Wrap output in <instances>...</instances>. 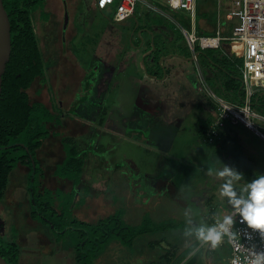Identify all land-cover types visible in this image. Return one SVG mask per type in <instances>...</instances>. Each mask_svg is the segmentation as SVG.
I'll list each match as a JSON object with an SVG mask.
<instances>
[{
    "label": "rangeland",
    "instance_id": "obj_1",
    "mask_svg": "<svg viewBox=\"0 0 264 264\" xmlns=\"http://www.w3.org/2000/svg\"><path fill=\"white\" fill-rule=\"evenodd\" d=\"M66 2L70 24L65 42L62 35L64 0H47L45 11L49 13L48 21L39 14L35 16L48 73L46 82L41 81L33 86L31 99L48 100L49 94L41 96L38 90L39 87L48 88L49 84L52 87L50 95L53 101L57 100V90L64 91L58 99L71 97L81 81V69L76 64L75 56L82 63L83 69L86 68L88 76L84 80H88L89 84V94L86 95L88 100H85L83 88L79 89L78 93H82L80 106L73 108L72 113L84 116L85 119L88 116L91 118L92 132L84 138V135H79L82 137H79L78 152L86 161L84 176L87 186L92 190V196H88V202L76 209L75 216L90 222L122 209L127 222L136 225V229L145 222L152 229L148 233L139 234L131 244L109 241L94 264H160L159 255L167 251L168 247L187 249L190 242L196 239L194 235H185L190 228L211 226L215 218L222 220L231 211L228 198L220 193L224 180L215 175H207V169L215 171L227 165L243 176L254 173V179L264 175V138L241 122L228 123L223 130L222 139L217 142L203 141L200 126L208 117L215 116L216 112L213 93L235 104H240L241 101L235 93H229L222 86L220 78L215 80L210 76L212 68L202 65L198 60L167 57L162 65V78L155 80L154 77H149L146 81L149 84L157 83L158 88L165 91L180 79L175 86L176 93L168 95L171 107H181L178 109L180 118L172 117L170 108L153 110L135 106L138 101L137 93L142 92L141 84L122 82L115 86L109 82L107 87L110 89L99 92L106 84L103 75H111V65L121 63L126 70L129 69L128 64L136 63L145 68L143 60L149 47L147 44L142 45L137 34H131L135 26L132 17L123 22H113L117 3L105 11L101 10L109 20L96 7L95 0ZM221 3L224 5V0ZM219 5L220 0H198V22L207 27L208 34L212 32L218 36H230L233 25L227 27L221 22ZM135 11L141 26L149 25L154 28L156 23H162L160 30L163 34L155 28L156 42L162 51V57L174 51L190 57L192 52L187 46L182 27L175 18L162 17L144 3H138ZM179 12L187 14L186 10ZM207 51L213 54L219 52V49ZM232 58L238 66H243L242 58L236 53ZM152 61L153 57L146 59L149 66ZM180 68L182 75L178 74ZM129 71L133 75L132 69ZM189 85L191 92L185 90ZM144 91L142 94L145 99L148 102L154 101ZM256 93L264 96V89L256 88ZM64 104L67 105L66 102ZM143 108L149 111L144 112ZM55 109L59 110L56 105ZM112 115H115L116 120L120 117L122 124L114 122ZM167 118L176 122L171 121L172 124H168L171 127H165L168 131L165 132L161 128L164 127L163 122L166 124L164 119ZM256 123L261 124L262 121L257 119ZM50 128L57 130L58 124H50ZM68 141L71 142V138L68 137ZM48 170L47 167L48 179L57 180L58 177L55 178L52 171L49 173ZM145 174L159 179L156 189L150 185L145 186ZM27 175L28 168L21 165L10 175L4 200L0 205L1 218L6 222V237L11 238L10 240L17 238L20 242L22 264H78L73 255L70 233L57 237L49 225L30 218ZM245 182L248 181L244 177L243 181L234 185V189L240 190ZM189 220L192 221L191 225ZM38 233H41L39 238ZM54 245L61 248H50ZM225 245L227 247L226 243ZM199 246L203 247L193 250L180 264H209L203 250H208L210 255L211 247L201 242ZM218 252L221 253L222 249ZM209 259L211 260L210 256ZM220 262H223V258L218 264Z\"/></svg>",
    "mask_w": 264,
    "mask_h": 264
},
{
    "label": "trees",
    "instance_id": "obj_2",
    "mask_svg": "<svg viewBox=\"0 0 264 264\" xmlns=\"http://www.w3.org/2000/svg\"><path fill=\"white\" fill-rule=\"evenodd\" d=\"M119 1H115L117 6ZM151 1L164 12L157 13L158 15L173 17L180 26L191 28V18L188 13L182 14L179 12L180 10H173L158 0ZM46 3L47 0H4L12 27V52L3 75V89L0 95V203L5 197L10 175L18 164L29 167L28 190L31 217L49 225L57 237L58 235L59 237L60 235L67 236L70 233L76 262L78 264H94L100 257L102 248L109 241L117 240L122 244H131L139 234L148 233L152 229L147 226L146 222L142 224V227L136 229V225L127 222L125 211L122 209L101 217L96 222L85 221L75 216L74 209L83 205L88 196H92V190L84 181L86 161L79 154L78 146L72 141L65 142L66 158L58 165L56 174L73 180V189L64 191L42 188L41 178L44 173L37 157V150L51 135L49 125L51 123L58 124L61 121L59 110H56L55 106L50 108L43 102H31L27 91L37 77H44L46 74L44 53L35 25L37 14L42 19H49V13L45 11ZM197 16H199L198 5ZM137 18L139 26H141L138 15ZM220 20L225 22L223 16L220 17ZM196 29L201 36H218L212 32L208 34L207 27L198 22V17ZM154 35V42L151 39L147 42L151 53L145 55V63L148 57H153V61L150 66L145 64V70L148 74H153L160 79L163 76V71L159 60L163 54L156 42L157 32L154 31ZM153 45L156 47L155 49H152ZM207 49H219V52L210 54ZM223 49V46L202 49L196 45L195 53L199 52L198 62L213 69L210 76L215 80L220 78L223 81L222 86L229 93H235L242 103L245 95L243 66H238L232 58L233 54L226 53ZM242 60L243 58L241 63ZM251 103L256 112L264 115V96L255 92ZM261 121L260 130L264 133V121ZM211 122L212 120L210 121L208 118L201 125L202 137L205 136ZM244 177L248 182H251L255 175L251 173ZM237 193L239 194L240 190H237ZM199 244L200 242L194 239L187 249L181 250L176 246H170L167 251L159 255V263L180 264ZM0 255L10 264H20L22 256L20 244L7 238L1 230Z\"/></svg>",
    "mask_w": 264,
    "mask_h": 264
},
{
    "label": "built area",
    "instance_id": "obj_3",
    "mask_svg": "<svg viewBox=\"0 0 264 264\" xmlns=\"http://www.w3.org/2000/svg\"><path fill=\"white\" fill-rule=\"evenodd\" d=\"M116 0H95L97 8L110 7ZM173 10H186L191 18V28L182 27L190 50L195 54L196 45L202 49L218 48L223 42H231L233 52L244 60L242 68L244 100L235 104L213 93L216 113L209 124L203 141L217 142L223 137V130L228 123H245L254 130L261 132L264 115L252 108V96L256 88L264 89V0H220L219 9L225 19V26L233 25L230 36H201L197 33V0H158ZM138 3H144L151 10L164 13L155 3L148 0H120L114 13V21L123 22L135 15ZM133 14V15H132ZM130 15V16H129ZM128 16V17H127ZM126 17V18H125ZM125 18V19H123ZM123 19V20H122ZM121 20V21H120ZM228 215H233V208ZM234 223L230 234L222 237L230 253L228 264H252L253 259L264 253V234L251 229L242 222L239 215H233ZM217 219L211 224L214 225Z\"/></svg>",
    "mask_w": 264,
    "mask_h": 264
},
{
    "label": "crops",
    "instance_id": "obj_4",
    "mask_svg": "<svg viewBox=\"0 0 264 264\" xmlns=\"http://www.w3.org/2000/svg\"><path fill=\"white\" fill-rule=\"evenodd\" d=\"M48 2H49V0H48ZM197 5H198V3H197ZM64 14H65V6H64ZM221 22L224 24L223 21H221ZM69 24H70V22H69ZM68 27H69V25H68ZM66 34H67V32H66ZM62 35H63V32H62ZM222 46L224 48L223 50L226 53L234 54V52H233V48L234 47H233L231 42H223ZM44 59H45V57H44ZM143 63H144V66H145V59L143 60ZM128 66H129V69L124 70L123 69V65L121 63H117V64L111 65V68H110L111 75H110V77H108V74H104L103 75L104 83H106L104 85V87H103V91H107V90L110 89L109 86L107 87V83H109V82L110 83L112 82L115 86L120 85L122 82L131 83L132 85L141 84L142 85V92H140V93L138 92L137 93L138 96H137L136 99H138V101H137L135 106H144L146 108H150V109H153V110H155V109L156 110H158V109L161 110V109H163L165 107L166 108H170V111L172 112L171 116L172 117L177 116V118H180L179 116H181V115H178V113H179L178 109H181V107H179V108H175L177 106L171 107L169 105V100H168L170 98L168 95H171V93L173 94V92L176 93V91H175L176 87L175 86L177 85V83H175L174 86H172V87L166 88L165 91H164V90L158 88L157 83L155 84V83L152 82V83L149 84L148 82H146L149 79V77H151V78L154 77L153 79H155V80H158L159 78H157V76H155L153 74H148L146 72L145 68H142L141 64L138 65L136 63H131L130 65L128 64ZM128 66H127V68H128ZM130 69H132L131 72L133 73V75L129 74L130 73V71H129ZM47 73H48V71L46 70L45 76L44 77H37L36 80L31 85V87L28 88L27 91H28V93L30 95V100H31V102H43V103L46 104V106H48L50 108H52V107H54L56 105L57 107H59V110H60V106H63V111L65 112V116L63 117L62 123L61 124L58 123V129L57 130L51 129V135L44 140L42 146L38 149L39 151L37 150V157L40 160L41 166L43 168V173H44L43 174V178H42V181H43L42 188L43 189L44 188H50V189H53V190L61 189V190H64V191H70L74 187L73 180H71V179H69L67 177H61V176L57 175L56 174V170H57L58 165H60L66 158L65 142L68 141V137L71 138L72 143L76 144L79 147L80 146L79 137H82L84 135L82 137V138H84L85 135H87V132L89 131V129L91 127V125H90L91 123L88 122V120H86L85 118L80 117V116L78 117L79 119L77 118L76 120L73 121L72 118H71L72 114H71V112L69 110L72 107L71 106L72 105V101H73L72 96L71 97L70 96H66L64 98L62 97V98L58 99L60 94H62L64 91H62V92L60 91L59 92L57 90V97H56V94H55V97L57 98V100L55 101V99H54V101H53L52 97L50 95V92H51L50 89L52 88L50 86L51 84L48 85V88H47V86H45V89H41V87H39V90H38V92H39L38 94L41 95V96H45L46 97V95L49 94L48 100L42 99V98H38V99H34V100L31 99L32 98L31 90L33 89V86H35L37 83H39L41 81H45L46 82L47 81ZM178 74L182 75L180 72H178ZM84 77H85V75L81 76V81H80V84H79L80 87H82V84H83L82 80L84 79ZM179 81H180V79H179ZM78 86L76 85V87H78ZM154 87H156V88H154ZM143 90H145L144 92H146L148 95L150 94L151 97L154 99V101H151V102L149 101L148 102L145 99L144 94H142ZM185 90L191 92L192 91L191 90V85H190V87L185 88ZM161 93L165 94L166 96L162 95ZM64 102H66L67 105H65ZM114 108H116V107H114ZM146 108H143V109L147 110ZM209 108H212V107H209ZM118 110L120 111V109H118ZM214 110L216 111V105H215V109ZM112 116L114 117V122L115 121H119L122 124V121H121L120 117H119V120H116L115 115H112ZM113 117H110V118H113ZM214 117L215 116L212 115V116H210L208 118L211 121ZM80 118L82 120H80ZM164 120L166 121V124H165V122H163L164 127L161 128V130H164L165 132H168L167 130H165V127H171L170 126L172 124L171 121H173V120H172V118L171 119L167 118V119H164ZM173 122H176V121H173ZM51 124L56 125L55 123H51ZM168 124H170V125H168ZM200 129H201V126H200ZM105 131H106V133L108 132L107 130H105ZM79 135H82V136H79ZM41 150H44V151L41 152ZM18 165H21L23 167H27V166L22 165V164H18ZM47 167L49 168V170H48L49 173H50V171H52V173L54 174L55 178L58 177L57 180L51 181L50 179H48V177H47V174H48L47 173ZM27 168H28V175L27 176H29L30 169H29V167H27ZM139 171H140V169H139ZM143 180H148V181L150 180L151 181L150 183L152 184V186L156 187L157 186V181L159 179L158 178L156 179L153 176H149L148 174H145ZM47 181H48V184H46ZM84 181L87 182L85 180V176H84ZM59 184H60V186H58ZM29 198H30V196H29ZM3 200H2V202H3ZM137 200L138 199H136L135 201L137 202ZM87 202L88 201L86 200L85 203H87ZM1 203H0V205H1ZM80 207H76L74 209V214H76V209L80 208ZM29 216H30V218L32 220H34L31 217V209L29 211ZM80 219H82V218H80ZM82 220H85V219H82ZM97 220L90 221V222H96ZM34 221H37V220H34ZM19 229H21V228H19ZM40 234L41 233H38V235H37L38 238H39ZM14 239H15L16 242H18L20 244V242L18 241L17 238H14ZM14 239H12V240H14ZM50 242H51V240H50ZM51 247H53L52 249H54L56 247L61 248L59 245L50 246V248ZM201 247H203V246H199L198 245L194 250H200ZM50 248H48V249L50 250ZM220 249H222L221 253L218 252V250L220 251ZM58 251L60 252V249H58ZM203 251H204L205 255L207 256L206 259H207L209 264H218V262L222 258H223V262H220L219 264H228V256H229L230 250H229L228 246L226 247L225 243H220L215 249L211 248V251H209L210 255L208 254V250L206 251V249H204ZM208 256H210V258H211V260L209 259L210 261L208 260ZM22 263H23V253H22V256H21V260H20V264H22ZM27 264H29V263H27Z\"/></svg>",
    "mask_w": 264,
    "mask_h": 264
},
{
    "label": "clouds",
    "instance_id": "obj_5",
    "mask_svg": "<svg viewBox=\"0 0 264 264\" xmlns=\"http://www.w3.org/2000/svg\"><path fill=\"white\" fill-rule=\"evenodd\" d=\"M207 175H215L224 180L220 193L228 198L233 208V215H239L241 221L251 229L264 234V175H259L251 182H245L239 194L234 189V185L243 181L244 176L235 168L227 165L215 171L208 168ZM233 215H225L222 220L217 219L212 226H193L185 232V235H194L199 242L215 249L221 243L222 237L230 234L234 223ZM188 223L191 225L192 221L189 220ZM252 264H264V253L258 254Z\"/></svg>",
    "mask_w": 264,
    "mask_h": 264
},
{
    "label": "water",
    "instance_id": "obj_6",
    "mask_svg": "<svg viewBox=\"0 0 264 264\" xmlns=\"http://www.w3.org/2000/svg\"><path fill=\"white\" fill-rule=\"evenodd\" d=\"M97 3H98V0H97ZM64 6H65V14H64V22H63V41L65 42L66 32H67V28H68V25H69V22H70V12H69L68 4H67L66 0H64ZM98 7L100 9L99 4H98ZM100 11H101V9H100ZM125 18H123V19H125ZM132 18L136 21V25H135V29H136L138 27V25H139L138 18H137L136 15H133ZM113 22H118V21H113ZM11 28H12L11 27V22H10V18H9L8 12H7V10L5 8V5H4V0H0V95H1L2 89H3V75H4L5 71H6L7 63L10 60L11 52H12V35H11V30L12 29ZM134 30L132 31L131 34L134 33ZM141 31L142 30H139V33H141ZM130 38H131V36H130ZM152 42H154V35L152 36ZM154 47L155 46L153 45V49H154ZM198 55H199V52H196L195 57L197 58ZM172 56L177 57L178 55L177 54H170L168 56L161 57L160 60H159L160 65L161 66L163 65V61L167 57L170 58ZM195 57L193 59H195ZM193 59H191V60H193ZM256 131L264 138V133H262V132H260L258 130H256ZM0 230L2 231L3 234L5 233L4 225H3V223L1 221H0ZM0 264H10V263L2 255H0Z\"/></svg>",
    "mask_w": 264,
    "mask_h": 264
},
{
    "label": "flooded vegetation",
    "instance_id": "obj_7",
    "mask_svg": "<svg viewBox=\"0 0 264 264\" xmlns=\"http://www.w3.org/2000/svg\"><path fill=\"white\" fill-rule=\"evenodd\" d=\"M162 24V23H161ZM161 24H155L154 25V28L152 27V26H149V25H146V26H139L138 25V27L135 29V27L133 28V30H134V33L133 34H137V36H138V38H139V41L142 43V45H144V44H147V42H148V40L149 39H151V41H152V36L154 35V31L157 29L160 33H162L163 34V31H161L160 30V27H162L161 26ZM136 25V24H135ZM156 28V29H155ZM165 29H167L168 31H169V29L168 28H166L165 27ZM139 30H142L141 31V33H139ZM167 30H165L166 32H167ZM156 32V31H155ZM170 32V31H169ZM169 34V33H168ZM155 36V35H154ZM170 38V37H169ZM172 40V39H171ZM220 47H222V44H221V46ZM149 53H151V50H147L146 51V54H149ZM172 54H177L178 56L177 57H181V58H183V59H188V60H191V59H193L194 57H195V55H196V53L194 54H190V57H185V56H183L182 55V52H178V51H174V52H171ZM167 55V54H166ZM75 56V55H74ZM195 60H198V57L196 58L195 57V59H193V61H195ZM75 61H76V64H78V66L80 67V69H81V76H83V75H85V77H84V79L86 78L87 79V76H88V73H87V71H86V68H84L83 69V67L81 66L82 65V63H80L79 61H78V58L75 56ZM175 68V67H174ZM181 69L182 68H180V70L178 69V72H180L181 71ZM77 71H78V69H77ZM175 71H176V69H175ZM174 74H175V72H174ZM83 79V84H82V87H77L76 88V91H74L73 92V94H72V99H73V101H72V107L69 109L70 110V112L72 113V109L73 108H77V106L80 104V102H81V94L82 93H78L79 92V89H81V88H83V92H84V94H85V96L86 95H88L89 94V84H88V80H87V82H85L86 80H84ZM177 83H179V80H177ZM189 87H190V85H189ZM197 89V88H196ZM99 92H103V90H101V91H99ZM82 99L84 100V98L82 97ZM85 100H88V96H86V99ZM80 106V105H79ZM59 108V107H58ZM146 111H149V109L148 110H144V112H146ZM59 113H60V118H61V121H60V123L59 124H61L62 123V121H63V117L65 116V112L63 111V106H60V110H59ZM148 114H149V112H148ZM151 114V113H150ZM79 117V115H77L76 114V116L72 113V116H71V118H72V120L74 121V120H76L77 118ZM80 117H83V118H85L84 116H81L80 115ZM146 117H148V116H145V118ZM88 119H86V120H88V122H90V116H88L87 117ZM90 118V119H89ZM79 119V118H78ZM80 120H82L81 118H80ZM89 132H92V130H91V127H90V129H89V131L87 132V134L89 133ZM103 132V131H102ZM104 133V132H103ZM42 178H43V176H42ZM42 178H41V181H42ZM144 182L145 183H147V184H145V186L146 185H150V187L152 186V184L150 183L151 181L149 180H144ZM42 184H43V181H42ZM41 184V185H42ZM158 186H156L154 189H156ZM0 221L3 223V225H4V231H5V226H6V222L1 218V215H0ZM5 234V233H4Z\"/></svg>",
    "mask_w": 264,
    "mask_h": 264
}]
</instances>
